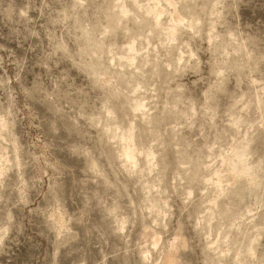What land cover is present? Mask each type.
Instances as JSON below:
<instances>
[{
    "label": "clouds",
    "instance_id": "1",
    "mask_svg": "<svg viewBox=\"0 0 264 264\" xmlns=\"http://www.w3.org/2000/svg\"><path fill=\"white\" fill-rule=\"evenodd\" d=\"M0 264H264V0H0Z\"/></svg>",
    "mask_w": 264,
    "mask_h": 264
}]
</instances>
